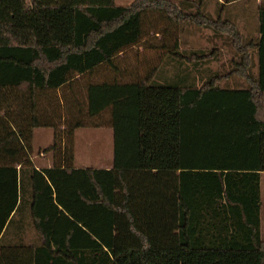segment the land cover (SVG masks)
I'll return each mask as SVG.
<instances>
[{"label":"trees","instance_id":"trees-1","mask_svg":"<svg viewBox=\"0 0 264 264\" xmlns=\"http://www.w3.org/2000/svg\"><path fill=\"white\" fill-rule=\"evenodd\" d=\"M186 1L0 0V264H264V1L251 40ZM183 25L227 41L181 50ZM139 49L159 61L144 77ZM85 128L112 131L108 183L85 169L86 194L43 213L33 132L52 131L53 179L77 172ZM62 214L107 229L75 243L54 229Z\"/></svg>","mask_w":264,"mask_h":264},{"label":"rangeland","instance_id":"rangeland-1","mask_svg":"<svg viewBox=\"0 0 264 264\" xmlns=\"http://www.w3.org/2000/svg\"><path fill=\"white\" fill-rule=\"evenodd\" d=\"M134 0H115V4L118 6H126L132 3ZM176 4V6L182 8V3L187 2L186 0H169ZM195 5V12L197 9V4L201 6V11L210 18H217L221 16L223 20L232 22L234 25L236 20L237 6H225L229 0H219L223 4H217L218 0H192ZM262 3L264 0H261ZM233 15H230V14ZM248 23L251 24L252 20L254 21L253 16H248ZM242 21V19H240ZM238 29V26H236ZM155 36L154 34H151ZM246 39H253L248 33L244 34ZM156 37V36H155ZM160 36H157L155 39H158ZM215 38V39H214ZM217 38L220 40L227 41L225 35L214 36L210 31L204 30L203 28H197L192 25H183L179 30V41L181 43L180 49H195V50H206L211 49V47H204L205 42H214ZM220 42V41H219ZM221 45V43H220ZM225 51L228 49L223 48ZM222 49V50H223ZM221 50V49H220ZM141 53L137 57V70L139 75L144 77L152 67H158L159 61L156 57L155 51H143L139 49ZM132 58V57H131ZM232 58V52L228 50L226 54L223 55L222 61L224 65L229 63V60ZM220 63H213L212 67L216 68ZM165 67V66H162ZM173 67V65H172ZM211 68V69H213ZM223 70V67H221ZM156 80L158 78L156 77ZM200 84H198L199 86ZM224 88H228L227 85H222ZM52 141V131L48 129H36L33 134V156L32 160L38 167L39 175L42 179V187L46 190V195L42 199L41 211L47 212L49 209L46 208L49 205L60 203L64 200V197H73L71 192L73 190H81L86 194L88 187H86L84 170L89 168H94L100 170L101 172H96V176L103 182L105 187L108 183L107 175L105 171H109L112 163V131L107 128H85L76 130L74 134V169L77 172H73L72 175L66 177L62 172L53 174V179H50L47 175V170L51 169L50 155L43 154L44 148L47 147ZM50 167V168H49ZM86 191V192H85ZM260 191H261V214H264V174L260 176ZM48 209V210H47ZM100 214L89 215L84 222L78 221L74 224L69 220L64 214H62L57 221L54 222V229L57 231V235L62 238L63 234L66 232L68 227H73L76 242L87 244L89 243L88 236H93L95 239H98L100 236V231L107 229V224L105 221H102L98 227L97 223L95 226V220L99 218ZM91 216V219H90ZM85 223V224H83ZM85 225V226H84ZM264 238V236H263Z\"/></svg>","mask_w":264,"mask_h":264},{"label":"crops","instance_id":"crops-1","mask_svg":"<svg viewBox=\"0 0 264 264\" xmlns=\"http://www.w3.org/2000/svg\"><path fill=\"white\" fill-rule=\"evenodd\" d=\"M217 4L222 5L223 3L221 1H217ZM225 6H229V8L231 6H237V11L236 13H234V15H236V21L235 22V26H238V31H240L243 35L245 33H248L249 35H251L253 38H257L258 37V19H257V9L259 7V5L262 4L261 0H233L232 2H228L225 3ZM193 8V7H192ZM191 8V9H192ZM230 15H233L232 13ZM248 16H253L254 17V21L252 20V23L249 24L248 21ZM240 19H242V21H240ZM237 28V27H236ZM219 46L220 42H205V45H203L204 47H211V49H206V50H213L214 48H216L215 46ZM228 51V50H227ZM224 49H221V56L223 58V55L226 54V52ZM234 57V56H233ZM211 63L210 65H205V69H209L210 72H215V70L219 67L217 65L216 68L212 67ZM220 64H223V61L220 62ZM229 63H226L225 66L227 67ZM213 68V69H211ZM192 71V68H190ZM208 73H210L209 71H206ZM211 72V73H212ZM172 74V73H171ZM257 72L256 70L253 71V75L256 76ZM227 85V84H226ZM230 88H234V87H240V86H245L242 81H240L238 78H235L234 80H230L229 84L227 85ZM34 134V132H33ZM49 155V154H48ZM51 161V157L50 160ZM50 168V167H49ZM51 168H52V164H51ZM76 168V166H75ZM38 170V167H37ZM264 174V172H261L260 176ZM261 192V191H260ZM261 209H262V205H261ZM260 219H261V225H260V232H261V236L262 239L264 240L263 236H264V214H261L260 211Z\"/></svg>","mask_w":264,"mask_h":264}]
</instances>
